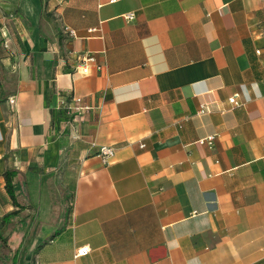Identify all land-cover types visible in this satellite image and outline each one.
Returning <instances> with one entry per match:
<instances>
[{
  "label": "crops",
  "instance_id": "obj_1",
  "mask_svg": "<svg viewBox=\"0 0 264 264\" xmlns=\"http://www.w3.org/2000/svg\"><path fill=\"white\" fill-rule=\"evenodd\" d=\"M6 171L9 264H264V0H0Z\"/></svg>",
  "mask_w": 264,
  "mask_h": 264
},
{
  "label": "built area",
  "instance_id": "obj_2",
  "mask_svg": "<svg viewBox=\"0 0 264 264\" xmlns=\"http://www.w3.org/2000/svg\"><path fill=\"white\" fill-rule=\"evenodd\" d=\"M125 19L127 21H131L133 19V15L132 14H128L125 16ZM95 30H90L89 32L92 33ZM65 34L70 37V38H74L75 37V33L72 30L69 29H64ZM5 46L7 45L6 42L4 43ZM75 66L73 67V74H80V75H87L89 73L90 67H92L95 63L94 58L91 56H87V55H83V54H78L75 56ZM229 104L232 107H239L240 103L237 101V95L231 97L229 99ZM6 104L9 107V111L10 113H13L16 107V98L14 96L8 97L6 100ZM80 110V109H79ZM82 110L87 111L89 110L88 107H84L82 108ZM209 109H207L206 107H201L200 110L198 111L199 115H204L209 113ZM214 139L215 137L210 136L207 137L205 139H201L197 142L198 145L201 146H206L209 149H212L213 145H214ZM114 152L113 149L109 148V147H100L99 148V156L101 157L103 163L107 164L109 162V160L113 157ZM89 253V248L88 247H82L81 249H78L75 253L76 257H80V256H85Z\"/></svg>",
  "mask_w": 264,
  "mask_h": 264
},
{
  "label": "trees",
  "instance_id": "obj_3",
  "mask_svg": "<svg viewBox=\"0 0 264 264\" xmlns=\"http://www.w3.org/2000/svg\"><path fill=\"white\" fill-rule=\"evenodd\" d=\"M16 175L17 173L15 171H6L3 175L5 181V191L12 205L18 208V210L3 216V218L0 221V264H9V262L11 261L10 250L7 246V238H4L2 236V231L4 229H7L9 230V232H12L14 230V228L17 226L19 221H13V219L18 217L19 211L22 209L21 207H19V205L16 202L14 188L12 184L13 179L16 177ZM14 260L15 259H13V262Z\"/></svg>",
  "mask_w": 264,
  "mask_h": 264
},
{
  "label": "rangeland",
  "instance_id": "obj_4",
  "mask_svg": "<svg viewBox=\"0 0 264 264\" xmlns=\"http://www.w3.org/2000/svg\"><path fill=\"white\" fill-rule=\"evenodd\" d=\"M62 201H63L64 203H66V201H65L64 199H63ZM61 203H62V202H61ZM64 206H65V207H64ZM64 206H63V205L60 206L62 213L65 212V210L67 209L66 204H64Z\"/></svg>",
  "mask_w": 264,
  "mask_h": 264
}]
</instances>
